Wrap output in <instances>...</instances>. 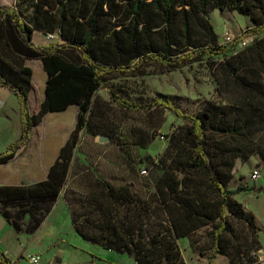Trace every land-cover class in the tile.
<instances>
[{
  "label": "trees",
  "instance_id": "trees-1",
  "mask_svg": "<svg viewBox=\"0 0 264 264\" xmlns=\"http://www.w3.org/2000/svg\"><path fill=\"white\" fill-rule=\"evenodd\" d=\"M29 7L30 15L25 11ZM212 7L221 14L231 10L247 15L253 25L220 44L210 18ZM34 30L56 32L60 39L37 47ZM262 34L264 0H19L13 6L0 5V87L18 97L21 123V135L0 152V164L30 143L32 128L47 112L78 105L76 125L47 177L32 184H0L2 217L17 233L23 231L21 221L27 215L33 222L25 231L40 226L68 182L94 96L105 86L124 110H167L186 125L171 136L168 155L159 160L162 172L150 201L128 184L99 175L89 188L66 190L71 224L80 237L128 254L137 264H186L177 240L205 226H214L209 235L215 254L227 253L224 237L231 231L230 218L247 223L256 236V215L234 198L229 183L237 165L255 154L264 167V39L236 51L242 40ZM26 59H41L48 75L45 99L36 113L29 107L33 71ZM203 60L218 72L225 89L238 93L235 103L207 101L198 112H187L168 95L146 103L132 101L108 82L143 74L150 65L170 71ZM121 207L130 214L126 212L123 222L128 224L118 230L111 221ZM156 207L160 222L153 221L146 232L143 218ZM8 262L0 251V264ZM209 264H214V255Z\"/></svg>",
  "mask_w": 264,
  "mask_h": 264
},
{
  "label": "rangeland",
  "instance_id": "rangeland-1",
  "mask_svg": "<svg viewBox=\"0 0 264 264\" xmlns=\"http://www.w3.org/2000/svg\"><path fill=\"white\" fill-rule=\"evenodd\" d=\"M18 1L0 0V5H15ZM25 11L28 15L33 12L32 7L26 8ZM210 18L220 44L232 41L240 36L247 26L253 25L247 15L231 10H225L221 14L213 7L210 9ZM254 39H264V34L242 40L236 51L243 52ZM220 60L221 58H217V61ZM32 67L36 73L34 79L39 84L38 74L41 69L38 65ZM218 78V72L203 60L170 71L150 65L143 74L113 77L108 79V82L120 95L132 101L146 103L163 94L174 98L185 111L198 112L207 101L235 103L238 93L225 89ZM55 114L56 117L54 115L36 126L35 140L28 149L18 153L11 164L0 166V184H32L46 178V172L41 171V161L31 160L29 154L40 156L49 138L70 134L77 121V114H73V111ZM1 122L4 120L0 119V127L3 125ZM4 124L5 131L0 130V144L5 139L13 137L15 140L21 135V128L16 124ZM185 125L184 120L176 118L167 110H124L111 100L106 87L102 86L94 96L89 126L81 131L68 182L55 200L51 211L33 232L25 231L33 219L28 215L24 217L21 221V233H17L0 214V251L7 253L13 260L36 252L52 264H91L92 260L94 264H137L128 254H121L84 240L75 232L66 202V190L89 188L94 185L99 175L117 185L128 184L137 195L150 201L155 191L156 177L162 172L159 160L168 155L165 153L171 136ZM101 136L106 138L102 142ZM47 143L49 147L52 145L50 139ZM260 161V155L255 154L238 164L234 178L229 183V188L236 192L234 198L256 215V236L247 223L230 218L231 231L224 237L227 253L215 254L209 235L214 226H205L190 237L177 240L186 264H209V258L213 255L214 264H264V168ZM145 168L148 169L146 174L142 172ZM254 169H261L257 180L251 177ZM76 208L77 215H80L81 208L78 204ZM126 212L130 214L129 209L126 211L125 207H121L111 221L117 224L118 230L123 229L122 225L125 228L124 224H128V220L123 222ZM158 216L156 207V212L143 218L146 232H150L153 221H156V224L160 222ZM16 263L19 264V261L16 260Z\"/></svg>",
  "mask_w": 264,
  "mask_h": 264
},
{
  "label": "crops",
  "instance_id": "crops-1",
  "mask_svg": "<svg viewBox=\"0 0 264 264\" xmlns=\"http://www.w3.org/2000/svg\"><path fill=\"white\" fill-rule=\"evenodd\" d=\"M10 6H13V5H10ZM45 35L46 34L40 30H34L33 38H32L34 45L37 47H43L47 43L51 42V41L47 40ZM30 62H35V64H32ZM25 64L27 66H29L33 71V79H32L33 88L29 94V107H30L31 113H36L39 111L41 103L45 99V89H46V83H47L48 75L44 69L43 62L41 59H26ZM34 65H38L41 69L39 74H38V78L40 80L39 84L34 79V77H36V73L32 67ZM70 111H73V114H77L78 113V105L72 104L66 110L59 111V112H64V113L66 112L67 113ZM56 112L57 111L47 112L44 115L43 120L39 124H37L36 126H39L41 123L45 122V120L50 119V117H54V115L56 117V115H57V114H55ZM0 119L4 120L5 123L12 124V125L16 124L18 127L21 128L20 103H19L18 97L12 91H10L9 89L4 88V87H0ZM10 119H12L11 123H10ZM4 122H1L3 124L0 127V130L2 132L5 131V125L6 124H4ZM36 126H34L32 128L30 143L25 148H21L20 150H18L16 156L10 162L0 164V166L11 164L17 158L18 153L23 152V151H25V149L29 148L31 143H33L35 140L34 139V129L36 128ZM71 132H70V134H71ZM70 134L61 135V136L59 135L57 138H52V137L49 138L50 141L52 142V145H50V147L48 146V143H47V141L49 140L48 139L46 141L42 151L40 152L41 155L38 156L37 154H34V156H31V153H30L29 154L30 159L31 160H40L41 161V171L46 172V174L48 175L50 167L52 166V164L57 159V157L60 153L61 147L68 140V138L70 137ZM12 138L11 139L8 138L7 140L5 139L3 141V143L0 144V152L4 151L7 147V145L14 141ZM30 174H33V172H30ZM5 255L9 259L8 264H17L16 260L19 261V264H28L27 256H19V257H21V259L19 257H17L15 260H13L11 257H9L7 255V253ZM91 264H94V260L91 261Z\"/></svg>",
  "mask_w": 264,
  "mask_h": 264
},
{
  "label": "built area",
  "instance_id": "built-area-1",
  "mask_svg": "<svg viewBox=\"0 0 264 264\" xmlns=\"http://www.w3.org/2000/svg\"><path fill=\"white\" fill-rule=\"evenodd\" d=\"M45 36L49 41L58 40V35L56 32L47 33ZM147 171V169H144L142 172L146 174ZM260 172L261 169H254L251 176L252 179L257 180L260 177ZM27 262L28 264H52V262L45 259L42 254L36 252L31 253L27 256Z\"/></svg>",
  "mask_w": 264,
  "mask_h": 264
},
{
  "label": "water",
  "instance_id": "water-1",
  "mask_svg": "<svg viewBox=\"0 0 264 264\" xmlns=\"http://www.w3.org/2000/svg\"><path fill=\"white\" fill-rule=\"evenodd\" d=\"M106 138L104 137V136H101L100 137V141L102 142V141H104ZM262 168H264L263 166H262Z\"/></svg>",
  "mask_w": 264,
  "mask_h": 264
}]
</instances>
